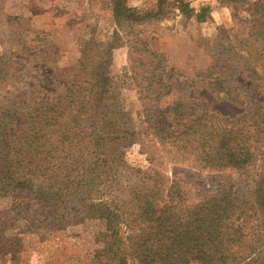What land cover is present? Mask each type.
<instances>
[{"label":"rangeland","instance_id":"1","mask_svg":"<svg viewBox=\"0 0 264 264\" xmlns=\"http://www.w3.org/2000/svg\"><path fill=\"white\" fill-rule=\"evenodd\" d=\"M83 48L90 61L102 48L109 51L102 70L114 93L107 109L102 104L83 114V132L71 137L79 156L57 150L65 169L45 180L55 195L46 203L33 195L23 202L24 215L0 219V264H100L103 211L130 222L134 196L158 175L160 203L171 192L193 205L230 187L247 216L229 219L240 239L227 264H264V204L253 193L264 186V137L243 168L208 169L164 135L172 128L165 109L179 99L219 117L245 110L249 116L253 97L264 104V0H0V106L62 92ZM216 76L221 91L213 88ZM158 81L170 86L167 93ZM92 130L105 136L96 158L81 148L93 149ZM9 205L0 198V210ZM121 232L130 230L122 224Z\"/></svg>","mask_w":264,"mask_h":264},{"label":"trees","instance_id":"2","mask_svg":"<svg viewBox=\"0 0 264 264\" xmlns=\"http://www.w3.org/2000/svg\"><path fill=\"white\" fill-rule=\"evenodd\" d=\"M187 10L184 4L182 11ZM114 11L117 15L125 12L120 3H115ZM107 53L109 51L102 48L100 56L90 61L93 55H86L83 48L76 72L62 81L66 86L62 92L35 94L24 101L21 96L16 103L10 98L0 106V198L10 202L8 208L0 210V219L14 220L24 215L23 202L33 195L40 203H46L55 195L47 188L45 180L50 179L49 174L55 169H65L63 159L71 149L79 156V141L71 137L83 132L79 125L83 114L102 104L107 109L105 102L114 93L111 78L102 70ZM156 74L153 70L151 75ZM214 83L213 88L221 91L218 76ZM158 85L161 93H167L170 88L164 82ZM252 99L256 102L249 116L245 110L231 117L202 113L196 106L179 99L165 109L172 128L166 127L164 135L170 143L193 152L202 167L243 168L253 159L254 144L264 137V104L255 97ZM88 118L91 119V115ZM98 119L103 117L98 114ZM90 133H95L93 149L88 144L81 148L90 149L96 158V148L105 136L102 131ZM58 149L65 153L63 159L56 156ZM160 177L151 176L154 184L134 196L132 212H129L134 217L131 223L122 222L117 213L108 215L111 212L103 211L107 221L105 241L98 252L102 256L100 264H227L234 257L231 251L240 239L239 230L234 229L229 219L247 216L231 188L221 186L217 196L193 205H183L180 197L175 198L176 193L169 192V201L160 203ZM37 180L42 182L37 184ZM36 187H40L39 190ZM253 193L257 204H264L263 184L254 187ZM1 223L0 232L3 231ZM122 224L130 230L129 234L121 232ZM133 228L137 232H133ZM246 260L250 262L252 256H246Z\"/></svg>","mask_w":264,"mask_h":264}]
</instances>
